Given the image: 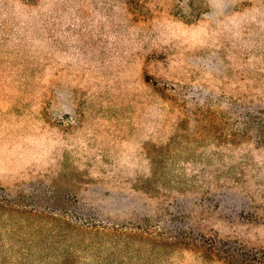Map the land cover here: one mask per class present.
Listing matches in <instances>:
<instances>
[{
    "label": "rangeland",
    "instance_id": "obj_1",
    "mask_svg": "<svg viewBox=\"0 0 264 264\" xmlns=\"http://www.w3.org/2000/svg\"><path fill=\"white\" fill-rule=\"evenodd\" d=\"M0 264H264V0H0Z\"/></svg>",
    "mask_w": 264,
    "mask_h": 264
}]
</instances>
